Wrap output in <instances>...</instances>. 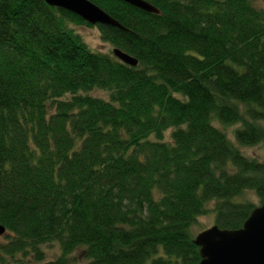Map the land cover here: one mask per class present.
<instances>
[{"label": "trees", "instance_id": "obj_1", "mask_svg": "<svg viewBox=\"0 0 264 264\" xmlns=\"http://www.w3.org/2000/svg\"><path fill=\"white\" fill-rule=\"evenodd\" d=\"M87 1L136 67L91 51L69 26H93L69 12L0 0V264H198V218L237 230L256 208L245 195L264 202V161L237 148L264 146V13Z\"/></svg>", "mask_w": 264, "mask_h": 264}, {"label": "water", "instance_id": "obj_2", "mask_svg": "<svg viewBox=\"0 0 264 264\" xmlns=\"http://www.w3.org/2000/svg\"><path fill=\"white\" fill-rule=\"evenodd\" d=\"M47 6L69 12L91 26L123 28L105 12L87 0H42ZM144 13L157 15L159 11L144 0H119ZM112 55L128 67L137 61L127 54L112 50ZM0 225V237L5 234ZM194 243L199 248L198 264H264V202L254 208L242 227L222 230L216 225L198 233Z\"/></svg>", "mask_w": 264, "mask_h": 264}, {"label": "rangeland", "instance_id": "obj_3", "mask_svg": "<svg viewBox=\"0 0 264 264\" xmlns=\"http://www.w3.org/2000/svg\"><path fill=\"white\" fill-rule=\"evenodd\" d=\"M252 5L257 9L264 13V0H250ZM76 35H78L82 41L86 44V46L93 52L101 53V54H111L112 47L103 42L100 36L99 30L93 26V27H86V26H69ZM91 96L95 98H100L102 100H107V95L105 92L102 91H93L90 92ZM214 126L222 129L228 138L235 144V141L233 139V130L235 129V126L230 127H223L219 126L218 124L214 123ZM237 146V145H236ZM240 151L248 158H254L255 160H258L260 162L264 161V146L258 145L254 147H239ZM246 200L251 201L255 207L260 206L261 204L257 200L255 196H253L251 193H248L244 197ZM214 203H210L208 205L209 208L213 207ZM215 225V213L210 212L205 216H202L197 219V223L194 227H192L191 232L192 235L195 236L198 233L205 231L207 229H210ZM5 235V234H4ZM3 235V236H4ZM3 236L0 237V242L3 239ZM46 260H53L59 255V248L57 245L53 244L50 246H46L44 248ZM80 252H77L74 256L76 259L81 258Z\"/></svg>", "mask_w": 264, "mask_h": 264}]
</instances>
